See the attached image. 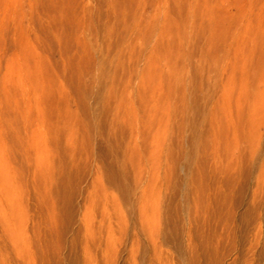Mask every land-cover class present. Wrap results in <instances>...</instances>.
Returning a JSON list of instances; mask_svg holds the SVG:
<instances>
[{
	"label": "rangeland",
	"instance_id": "obj_1",
	"mask_svg": "<svg viewBox=\"0 0 264 264\" xmlns=\"http://www.w3.org/2000/svg\"><path fill=\"white\" fill-rule=\"evenodd\" d=\"M0 264H264V0H0Z\"/></svg>",
	"mask_w": 264,
	"mask_h": 264
},
{
	"label": "bare ground",
	"instance_id": "obj_2",
	"mask_svg": "<svg viewBox=\"0 0 264 264\" xmlns=\"http://www.w3.org/2000/svg\"><path fill=\"white\" fill-rule=\"evenodd\" d=\"M225 89L227 91L228 87H226ZM226 91L223 92L222 102L219 104V106H213V107H211V108H209L208 110L205 111V117L206 118L204 120H205V122H207L209 124V126L211 127V130H213V132H214V135H216L215 131H217L218 128H219V124H218V118L219 117H218L217 112H219V111L221 112L222 111L223 117H225L228 121H230L229 119H230V116H231L230 115L231 110H230V107H228V108L226 107L227 95H228V91L227 92ZM235 159H237V161H238V159L241 160V158H238V156ZM126 165H127L126 161L123 162L122 159H119L117 157H114L112 162H111V166L116 169V176H117L116 178L118 180H120V181H123V179H125V170H126L125 168H126ZM142 196H143V199L141 201L142 203H141V206H140V213H141V218H142V220H144V223H145V221H147V218H148L147 209H148V205H149L147 186H145L143 188ZM55 222H57V220ZM82 225H83V228H84V231H85V233H84L85 237L92 238L93 234H94L93 233L94 231L92 230V222H91L90 214L88 213V211L83 216ZM60 233L61 232L59 230V238L62 237V236H60ZM112 234H113V232H112ZM111 239H112V235L109 237V239L106 242L107 246L111 244L110 243ZM85 249H86V252H87V259L90 262L91 259H92L91 249H90L89 246H87V248L85 247Z\"/></svg>",
	"mask_w": 264,
	"mask_h": 264
}]
</instances>
